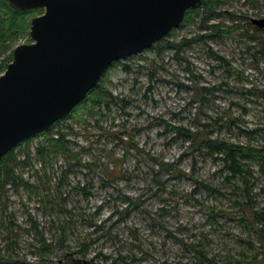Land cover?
<instances>
[{"label":"rangeland","instance_id":"obj_1","mask_svg":"<svg viewBox=\"0 0 264 264\" xmlns=\"http://www.w3.org/2000/svg\"><path fill=\"white\" fill-rule=\"evenodd\" d=\"M36 16L12 51L32 42ZM206 16L187 12L115 62L100 82L108 104L94 105L96 90L15 148V178L0 177L2 253L32 262L45 244L59 264H193L202 253L264 264V166L248 151L264 147V31L249 25L264 0ZM60 135L67 151L37 155ZM216 141L247 149L241 174L205 148Z\"/></svg>","mask_w":264,"mask_h":264},{"label":"water","instance_id":"obj_2","mask_svg":"<svg viewBox=\"0 0 264 264\" xmlns=\"http://www.w3.org/2000/svg\"><path fill=\"white\" fill-rule=\"evenodd\" d=\"M43 9L0 75V161L65 119L117 61L164 39L203 0H8ZM264 29V18H252Z\"/></svg>","mask_w":264,"mask_h":264},{"label":"trees","instance_id":"obj_3","mask_svg":"<svg viewBox=\"0 0 264 264\" xmlns=\"http://www.w3.org/2000/svg\"><path fill=\"white\" fill-rule=\"evenodd\" d=\"M226 0H203V2L198 5L196 8H202L204 12H206V17H210L216 11L220 2ZM195 9V8H194ZM193 10V9H192ZM192 10L188 11V14L192 13ZM31 13H37L40 15L43 13V9L36 8L31 10H17L10 6L8 0H0V75L3 74L8 64L12 61V44L15 41L14 39L21 34H23L29 27V22L27 19V15ZM249 25L255 27L250 20ZM208 29H212V31L216 35H221L223 30L219 25H211L208 26ZM257 31H264V29L256 28ZM105 75V74H104ZM103 75V77H104ZM102 77V78H103ZM101 78V80H102ZM101 80L99 81L98 85L89 93H93L94 91L98 90L99 94H96L97 97L94 98V105H101L105 102L106 97L111 98L107 93L106 90L101 88ZM88 94V96H89ZM87 98V97H86ZM110 101V100H109ZM108 104V102H105ZM52 129V128H51ZM50 129V130H51ZM50 130L46 131V135L50 134ZM24 144V143H22ZM20 144L19 146H22ZM205 148L212 151V153L216 155H223L224 160L226 162V168L230 171L232 176L237 174H241L242 168L238 162V153L243 154L246 150L239 146H234L233 144H229L226 142H205ZM13 149L10 151L1 161H0V177H4L5 180H11L14 177V172L12 170L11 165L16 163V157ZM52 150H59V151H67L66 142L64 137L60 135L57 138H52L50 141V146L46 150L42 147L37 149V155L39 157H43ZM252 155L251 159L260 161L261 164L264 166V147L262 149H251L248 150ZM248 152V153H249ZM164 166V165H163ZM264 171V168H262ZM1 177V178H2ZM3 183V181H2ZM258 217V216H257ZM45 246V247H44ZM43 249L41 250L40 258L35 261H19L8 254L2 253L0 251V264H59L58 262H54L48 257V253L50 250L46 249V245L44 244ZM199 254V252H198ZM200 255V254H199ZM193 264H261L256 258L248 259V260H230V261H217V260H210L206 256L202 255L197 258V260Z\"/></svg>","mask_w":264,"mask_h":264}]
</instances>
